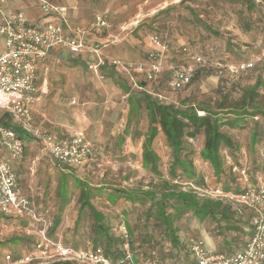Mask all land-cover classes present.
<instances>
[{
	"label": "rangeland",
	"instance_id": "rangeland-1",
	"mask_svg": "<svg viewBox=\"0 0 264 264\" xmlns=\"http://www.w3.org/2000/svg\"><path fill=\"white\" fill-rule=\"evenodd\" d=\"M19 6H28L29 11H33L31 0H19ZM81 7L90 13L106 12L114 23L112 35L120 36L117 26H126L120 41L103 49L106 55L124 63H137V66L143 63L154 47L153 35L159 36L165 45L163 62L166 66H195L190 54L205 61L230 65L262 57L264 53V0H81ZM53 20L43 17L39 24ZM4 49L5 41L0 36V53ZM53 53L39 67V81L45 82L46 94L35 107L33 120L45 132L82 133L95 151L83 167L71 168L72 172L65 173L67 170L52 166L36 141L30 137L23 140V161L17 171L19 181L23 185L30 183L36 208L40 209L38 212L52 224L50 235L53 239L78 249L92 246V220L87 209L75 224L82 201L79 185L83 184L90 194V204L104 214L114 237L120 236L122 225L130 229L132 248L137 257L152 255L157 264H189L188 242L191 239L203 243L212 239L215 247L227 240L231 242V248L241 247L249 236L247 209L242 211L243 219L236 222L238 227L244 224L246 230L242 235L228 228L240 215L236 218L230 215V221L218 218L217 214L199 219L186 207L180 208L178 213L168 207V218L176 229L180 246L171 245L163 234L162 223L155 222L153 217L147 218L150 201L148 198L138 201L137 194L143 195L142 191L147 190L159 194L162 182L150 166L142 163L141 154L149 128L144 95L181 110L185 106L203 107L216 113L217 118L238 121L234 128L229 125L220 128L236 141L237 149L229 152L227 148H221L224 173L218 176L216 183L211 166L199 158L202 133L194 138L185 136V148L181 152V157L192 162L202 180L200 186L181 175L180 169L176 170L177 176L171 178L169 167L173 155L159 126L151 145L158 156L157 170L162 179H167L179 191L193 193L199 203L206 199L221 201L235 211L236 206L224 197L215 196L212 189L234 188L230 178L240 186V174L230 170L233 165L240 171L245 170L248 177H251L250 173L256 180L264 177V57L253 70L242 73L237 80H231L223 70L219 73L206 71L198 73L192 83L180 91L168 88L167 73H164L153 83H147L145 90L134 92L119 68H114L116 78L129 86L125 92L105 77L101 69L94 71L86 67L81 58ZM255 83L260 85L258 95L254 102H249L245 93ZM252 104H257L255 110L251 108ZM197 115H203V112L199 111ZM252 133L258 138L253 145ZM118 190L131 191L134 200L128 201L117 195L112 198ZM169 204L175 203L171 200ZM9 222L2 223L0 250L20 256L31 252L33 242L27 240L35 237L26 235L28 225ZM230 247H220L219 251L227 252ZM33 255L38 258L40 253Z\"/></svg>",
	"mask_w": 264,
	"mask_h": 264
},
{
	"label": "built area",
	"instance_id": "built-area-1",
	"mask_svg": "<svg viewBox=\"0 0 264 264\" xmlns=\"http://www.w3.org/2000/svg\"><path fill=\"white\" fill-rule=\"evenodd\" d=\"M6 1L0 0V36L5 41V49L0 53V234L2 219L26 220L28 227L25 233L34 236L35 241L33 250L27 255L0 253V264H34L35 260H40L35 261L37 264H157L153 258L134 257L125 225L119 227L121 256L115 262L101 247L73 249L53 239L49 234L51 222L38 212L33 199L24 194L13 168L14 163L23 159L25 143L22 135L36 141L47 153L52 166L62 171L82 167L93 156L94 147L82 133L55 135L33 126L32 108L46 92L43 83L40 87L36 84L37 67L52 52L66 49L72 53L87 52L88 68L97 71L106 64L101 51L118 43L126 26L118 28L120 36L112 35V25L102 14H95L83 25L74 24L68 18L67 7L37 0L40 15L54 18L52 22L40 25L30 22L21 11L3 12ZM87 36H103L104 39L100 43L88 44ZM151 42L154 47L138 66L137 63L133 65L116 59L109 61L111 67L119 68L123 73L130 90L143 91L147 83H153L164 73H167L166 85L172 91L188 87L199 70H223L231 80H237L242 73L255 68L264 57L263 53L262 57L222 65L190 54L195 66H166L163 62L165 45L157 35L151 37ZM157 96L161 99L160 95ZM232 170L240 174L243 190L237 195L220 190L212 192L236 206V216L246 209L251 212L248 239L241 249L229 254L208 250L203 241L191 239L188 249L193 264H264V180L258 178L252 182L245 170L240 171L236 167ZM33 253H40V256L34 257Z\"/></svg>",
	"mask_w": 264,
	"mask_h": 264
},
{
	"label": "trees",
	"instance_id": "trees-1",
	"mask_svg": "<svg viewBox=\"0 0 264 264\" xmlns=\"http://www.w3.org/2000/svg\"><path fill=\"white\" fill-rule=\"evenodd\" d=\"M206 71L210 73L218 72L212 69L204 70V71L201 70V71H197L194 74L193 78L195 76L197 77L198 73L206 72ZM102 74L112 79L114 76L112 70H109L107 73L102 72ZM259 86L260 85L258 83H255L252 87L246 90L245 94L249 102H254L255 97L258 95ZM123 87L125 88V86ZM127 90L125 88V91ZM144 96L148 111V117H149V128H148V136L145 140L144 148L142 151V163L145 166H150L154 175L157 176V178L161 179L162 190L159 192V194H157V192H153L149 190L142 191L141 194L143 195L137 194V200L141 201L142 198L149 199L150 212L147 214V218L153 217V220H155V222L159 221L160 223H162V225H164L163 234L165 233V237L168 238L171 245L180 246L178 237L175 234L176 229L173 227V225L171 224L168 218V213H167L168 207L171 208L173 211H175V213H178L180 208L186 207L188 210H193V213L197 217H200L199 219H204L206 216L214 217L217 214L219 216L218 218H221L226 221L227 220L230 221L229 216L231 215L234 218L236 215L234 211H231V207L229 204L226 205V204H222L221 201H213L208 199L202 200L199 203L196 195H193V193L179 191L175 189V187L171 185L167 179H162L160 173L157 170L158 156L151 149L152 141L158 132V126L165 135L167 144L169 145L172 151L173 158H172V163L169 167V174L171 178L176 177L177 176L176 170L180 169L181 175L185 176L188 179H192L197 186H200L202 185V180L201 179L199 180V177L194 170V166L192 162L181 157V152L185 148L184 137L187 136L190 138H194L200 133L203 134V145L202 148L200 149L199 157L202 161L208 163L211 166L212 171L216 176V181H215L216 183L219 182L218 176L224 173V168H223L224 159L221 154V148L222 147L227 148L229 152L235 151L237 149L236 141H234L230 135L222 132L220 128L224 125H229L230 127L234 128L238 126L237 125L238 121L224 120L222 117L217 118L216 113H212L210 109H206L203 107H200L198 109L192 106H185L184 109L181 110L179 108H174L171 105H163L156 102L155 100H150L147 94H145ZM256 106L257 104H252L251 108L255 110ZM199 111L203 112V115H197V112ZM234 114L236 116H243L242 114H236V113ZM257 139L258 138L256 133H252L251 136L252 145L257 142ZM233 167H236V165H233L231 167L230 169L231 172H235L232 170ZM250 174L251 177H249V179L252 182H256V179L253 178V174L252 173ZM263 178L261 177V179ZM234 180H235L234 178H230V182L234 183L235 186L234 188H231L229 186H224L222 187V189L214 188L212 189V191L220 190L223 193H232L237 195L243 190V187H242V183L239 186V184H237L236 181ZM79 186H81V190H82V196H81L82 201L80 202L78 208L75 224L80 221L81 215L87 209V213L92 220L91 226L93 231V237H92L91 248H95V247L103 248L106 256L112 262H115L121 256L120 248L122 244V237L121 235L118 237H114L110 233V227L109 224L105 222L104 214L96 210L90 204L89 201L90 194L87 188L84 187L83 184H80ZM116 195L120 198L124 197L128 201L134 200V194L131 191H125V190L114 191V195H112V198H114V196ZM171 200H173L175 204H169ZM248 213L249 215L246 216L247 217L246 220H248L250 226L251 212L249 211ZM242 217L243 216L240 215L237 217L238 218L237 220L232 221V224H235L236 227H233L234 225L231 224L230 227L228 228L230 230H236L238 228L236 222H239ZM127 232L129 236L131 251L134 257L138 259L147 258L144 257L143 254L138 255L139 257H137L134 254L132 248L133 245L132 232H130V229L127 230ZM147 237L152 239L151 235H147ZM110 246L115 249L110 251ZM73 249H77V248L73 247ZM219 253H228V252L219 251ZM12 255L20 256L15 254ZM54 264H62V263H54ZM189 264H193L192 256H191V262Z\"/></svg>",
	"mask_w": 264,
	"mask_h": 264
},
{
	"label": "crops",
	"instance_id": "crops-1",
	"mask_svg": "<svg viewBox=\"0 0 264 264\" xmlns=\"http://www.w3.org/2000/svg\"><path fill=\"white\" fill-rule=\"evenodd\" d=\"M49 3H51V4H54V5H60V6H65V7H67L68 8V18H69V20L72 22V23H74V24H78V25H83V24H85V23H87L95 14H102V15H106L107 17H108V19H109V21H110V23H111V25H112V29L114 28V23H112V21H111V18H110V16H108V14H106V12H100V13H90V12H88V11H85L84 9H83V7H81V0H65V2H63V3H59V2H53V1H51V0H47ZM31 7L33 8V11L32 10H30L29 11V7L28 6H25V8H23V7H21V6H19V0H7L6 1V3L3 5V7H2V11L3 12H6V13H13V12H17V11H21L28 19H29V21L30 22H32V23H40V21L43 19V16L42 15H40V12H39V7H38V2H37V0H31ZM29 11V12H28ZM35 13V15L34 14H32V13ZM89 16V17H88ZM118 28L120 27V25H118L117 26ZM116 27V28H117ZM103 39H104V37L103 36H101V37H96V36H87L86 37V41L88 42V44H90V43H94V42H97V43H100L101 41H103ZM116 45V44H115ZM105 49V48H104ZM53 53V52H52ZM51 53V54H52ZM60 53H64V54H67V55H70V56H73V57H76V58H81V60H83L84 61V63H85V65H86V67H88V64H89V57H88V53L87 52H85V51H81V52H79V53H72V52H70L69 50H66V49H59V50H57V51H54V53L53 54H60ZM101 53H102V55H103V57H104V59H105V61H106V64L105 65H103V67H101L100 69H101V73L103 72V73H107L109 70H112V72H113V79L112 78H110V79H112L114 82H115V84H117L118 85V87L119 88H121L123 91H125V88H126V90L129 88V86L128 87H126L124 84H121L122 82H121V80L117 77L116 78V74H115V69L113 68V67H111V65L109 64V60L110 59H114L113 57H109V55H106V53H105V50H102L101 51ZM109 52H107V54H108ZM50 54V55H51ZM49 55V56H50ZM48 56V57H49ZM47 57V58H48ZM43 63V61L38 65V67H37V76H36V84H37V86L38 87H40L41 86V82L39 81V67L41 66V64ZM105 77H107V76H105ZM109 78V77H108ZM126 79V78H125ZM126 83H128L127 82V79H126ZM128 85V84H127ZM123 86H125V88L123 87ZM43 87L45 88V82L43 81ZM129 90V89H128ZM127 90V91H128ZM132 91H134V92H137L136 90H132ZM126 92V91H125ZM45 94H46V92H45ZM45 94H43L42 95V97H41V99H40V101L39 102H37L34 106H33V108H32V111H31V119H32V123H33V126H35V127H37V128H39V129H41L40 128V126H38V125H36L35 124V122H34V120H33V112H34V109H35V107L37 106V105H39L40 104V102L42 101V99L44 98V95ZM42 130V129H41ZM47 133H51V134H55V135H66V134H70L69 132H63V131H61V130H59V131H46ZM22 137H23V140L24 139H27L26 137V135H22ZM45 154H47L46 152H45ZM141 158H142V154H141ZM200 158V157H199ZM22 161L23 160H21L20 162H16V163H14L13 164V168H14V170H15V172H16V174L18 173L17 171H18V169L20 168V166H21V164H22ZM89 161V159L88 160H86L85 161V163H87ZM85 163H84V165H85ZM83 167V166H82ZM70 172H72L71 171V169H69V170H67L65 173H70ZM17 176H18V174H17ZM18 181H19V177H18ZM19 184H20V186L23 188V192H24V194L25 195H27V196H30L32 199H33V202H34V204H36V200H34V194L32 193V191L33 190H31L30 189V187H31V185H30V183H29V185L27 184V185H23L20 181H19ZM36 206V205H35ZM37 209L38 210H40L39 209V207H37ZM245 217V216H244ZM243 219V217L241 218V220ZM76 220V219H75ZM9 221H12V222H16V221H18V222H24V223H26V225L28 224L27 223V221L26 220H6V219H2V223L4 222V223H10ZM245 226H247V225H245ZM2 229H3V227H2ZM50 230H52V229H50ZM245 227H244V224H243V226H241V227H238L236 230H232V231H235L236 233L235 234H238V233H241L242 235H244V233H245ZM2 232V231H1ZM2 234V233H1ZM49 234H50V231H49ZM51 236V235H50ZM52 237V236H51ZM53 238V237H52ZM33 237H30L29 238V240H27V241H32L33 243H34V241H35V238L33 239ZM55 240H57V239H55ZM212 240V239H211ZM210 239H209V241H206V243H204V244H206L205 245V247L208 249V250H212V251H217V252H219V248L220 247H230L231 246V242H229V241H225V240H223L221 243L222 244H219V243H217V245H216V247H217V249H216V247L214 246V241L212 240L211 241ZM58 241H60L63 245H65V246H67V247H71V246H68V245H66L65 243H63L61 240H58ZM244 245V244H243ZM243 245L241 246V247H236V246H234V247H230V249L227 251L228 253L227 254H229V253H233V252H235V251H237V250H239V249H241L242 247H243ZM31 246V245H30ZM92 247V246H91ZM91 247H89V248H91ZM73 248V247H72ZM112 247L110 246V250H114L115 248H112ZM78 249V248H77ZM80 249H83V248H80ZM0 253H7V252H2L1 250H0ZM29 253V252H28ZM28 253H25L24 255H27ZM21 256H23V255H21ZM147 258H154L153 256H150V257H147Z\"/></svg>",
	"mask_w": 264,
	"mask_h": 264
},
{
	"label": "water",
	"instance_id": "water-1",
	"mask_svg": "<svg viewBox=\"0 0 264 264\" xmlns=\"http://www.w3.org/2000/svg\"><path fill=\"white\" fill-rule=\"evenodd\" d=\"M143 85H144V83H142ZM6 117L5 118H7V115H5Z\"/></svg>",
	"mask_w": 264,
	"mask_h": 264
}]
</instances>
